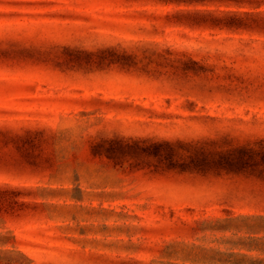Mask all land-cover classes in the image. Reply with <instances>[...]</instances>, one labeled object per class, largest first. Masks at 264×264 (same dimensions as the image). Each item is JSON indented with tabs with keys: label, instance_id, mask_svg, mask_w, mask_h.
<instances>
[{
	"label": "rangeland",
	"instance_id": "374dc122",
	"mask_svg": "<svg viewBox=\"0 0 264 264\" xmlns=\"http://www.w3.org/2000/svg\"><path fill=\"white\" fill-rule=\"evenodd\" d=\"M196 7L208 6L0 0V106L42 117L54 134V170L36 187L63 235L46 241L0 224V248L31 261L65 250L118 255L76 254V264H264V210L160 206L143 194L146 169L91 148L116 100L145 96L194 115L196 138L242 151L264 182V12L247 14L253 27L235 32L197 27L207 14ZM160 81L180 93L153 91ZM14 234L40 245L13 246L2 236Z\"/></svg>",
	"mask_w": 264,
	"mask_h": 264
},
{
	"label": "trees",
	"instance_id": "16d2710c",
	"mask_svg": "<svg viewBox=\"0 0 264 264\" xmlns=\"http://www.w3.org/2000/svg\"><path fill=\"white\" fill-rule=\"evenodd\" d=\"M154 1L208 6L193 9L207 14L197 20V27L235 32L253 27L246 21L247 14L264 12L256 9L264 0ZM246 7L251 10H244ZM188 63L193 65L194 61L183 62L186 66ZM157 83L153 91L180 93V88L161 81ZM145 98L125 96L116 100L111 109L113 115L97 124L99 135L92 138L91 144L94 153L105 154L115 164L128 163L134 170L146 169L143 194L158 198L162 202L160 206L183 203L188 210H193L195 204L218 202L228 211L244 207L264 210V182L245 153L216 149L215 146L224 140H212L209 136L196 138L195 125L190 123L194 115H184L170 110L168 105L161 106ZM165 98L170 100L169 96ZM53 137L42 117L27 110L17 113L0 106V224L19 228V234L32 233L41 240L55 242L63 235L50 221L36 187L38 181L45 180L54 170ZM162 216L165 217V213ZM2 236L13 246L40 245L18 234ZM11 252L12 249L0 248V264H76V254L112 256L81 249L65 250L48 259L31 261L30 257L21 258L26 252H18V256L10 255Z\"/></svg>",
	"mask_w": 264,
	"mask_h": 264
},
{
	"label": "crops",
	"instance_id": "0c3cea01",
	"mask_svg": "<svg viewBox=\"0 0 264 264\" xmlns=\"http://www.w3.org/2000/svg\"><path fill=\"white\" fill-rule=\"evenodd\" d=\"M56 212H57V209H52L51 210V213H52V216L55 218V216H56Z\"/></svg>",
	"mask_w": 264,
	"mask_h": 264
}]
</instances>
